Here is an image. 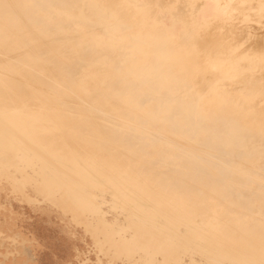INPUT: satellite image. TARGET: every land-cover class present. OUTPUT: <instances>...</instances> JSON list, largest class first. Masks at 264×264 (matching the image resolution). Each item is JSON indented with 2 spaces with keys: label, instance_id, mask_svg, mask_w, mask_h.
I'll list each match as a JSON object with an SVG mask.
<instances>
[{
  "label": "rangeland",
  "instance_id": "1",
  "mask_svg": "<svg viewBox=\"0 0 264 264\" xmlns=\"http://www.w3.org/2000/svg\"><path fill=\"white\" fill-rule=\"evenodd\" d=\"M112 2L139 24L159 13L154 0ZM236 74L212 68L207 88L245 104ZM73 123L0 86V190L9 182L17 221L0 226V264H264V172L220 162L224 184L164 136L150 153Z\"/></svg>",
  "mask_w": 264,
  "mask_h": 264
},
{
  "label": "bare ground",
  "instance_id": "2",
  "mask_svg": "<svg viewBox=\"0 0 264 264\" xmlns=\"http://www.w3.org/2000/svg\"><path fill=\"white\" fill-rule=\"evenodd\" d=\"M154 1L145 25L112 0H0L1 88L70 113L101 142L154 153L164 136L224 184L220 162L264 172V0ZM229 66L245 104L207 88Z\"/></svg>",
  "mask_w": 264,
  "mask_h": 264
},
{
  "label": "crops",
  "instance_id": "3",
  "mask_svg": "<svg viewBox=\"0 0 264 264\" xmlns=\"http://www.w3.org/2000/svg\"><path fill=\"white\" fill-rule=\"evenodd\" d=\"M7 171L8 170H4V172ZM8 183L4 184V188L0 190V206H3L5 211L8 210V212H3V210L0 209V220H2L3 218L2 215L8 216V218H3V222L1 221L0 226L2 225L4 227L6 226V223H8V226L10 228L16 227L17 221L15 214H13V211L15 209L12 206V200H14V198L12 197V193L10 192V185Z\"/></svg>",
  "mask_w": 264,
  "mask_h": 264
}]
</instances>
